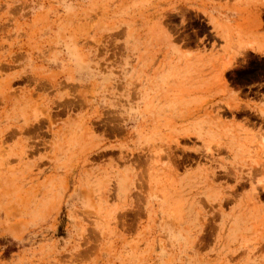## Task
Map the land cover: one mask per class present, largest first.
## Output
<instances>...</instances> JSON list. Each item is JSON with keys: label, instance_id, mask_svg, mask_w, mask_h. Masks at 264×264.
<instances>
[{"label": "rangeland", "instance_id": "1", "mask_svg": "<svg viewBox=\"0 0 264 264\" xmlns=\"http://www.w3.org/2000/svg\"><path fill=\"white\" fill-rule=\"evenodd\" d=\"M262 30L264 0H0V264H264Z\"/></svg>", "mask_w": 264, "mask_h": 264}, {"label": "crops", "instance_id": "2", "mask_svg": "<svg viewBox=\"0 0 264 264\" xmlns=\"http://www.w3.org/2000/svg\"><path fill=\"white\" fill-rule=\"evenodd\" d=\"M263 35H264V30H262V32H261Z\"/></svg>", "mask_w": 264, "mask_h": 264}, {"label": "bare ground", "instance_id": "3", "mask_svg": "<svg viewBox=\"0 0 264 264\" xmlns=\"http://www.w3.org/2000/svg\"><path fill=\"white\" fill-rule=\"evenodd\" d=\"M262 145V144H261ZM211 150V149H210ZM171 161V160H170ZM258 163V162H257ZM262 173V172H261ZM260 189V188H259Z\"/></svg>", "mask_w": 264, "mask_h": 264}]
</instances>
